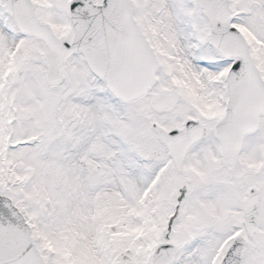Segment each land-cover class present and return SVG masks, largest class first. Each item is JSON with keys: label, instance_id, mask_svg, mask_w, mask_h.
I'll use <instances>...</instances> for the list:
<instances>
[{"label": "snow or ice", "instance_id": "obj_1", "mask_svg": "<svg viewBox=\"0 0 264 264\" xmlns=\"http://www.w3.org/2000/svg\"><path fill=\"white\" fill-rule=\"evenodd\" d=\"M0 264H264V0H0Z\"/></svg>", "mask_w": 264, "mask_h": 264}]
</instances>
